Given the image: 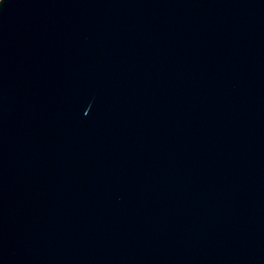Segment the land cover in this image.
<instances>
[{
  "label": "water",
  "instance_id": "95a60500",
  "mask_svg": "<svg viewBox=\"0 0 264 264\" xmlns=\"http://www.w3.org/2000/svg\"><path fill=\"white\" fill-rule=\"evenodd\" d=\"M0 264H264V0H0Z\"/></svg>",
  "mask_w": 264,
  "mask_h": 264
}]
</instances>
